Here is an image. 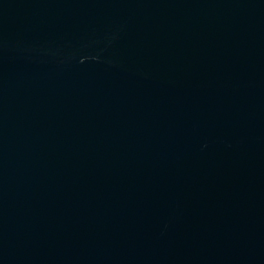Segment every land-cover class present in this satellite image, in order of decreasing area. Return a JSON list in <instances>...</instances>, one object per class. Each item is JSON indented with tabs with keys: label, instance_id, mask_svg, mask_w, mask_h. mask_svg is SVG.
Segmentation results:
<instances>
[{
	"label": "water",
	"instance_id": "water-1",
	"mask_svg": "<svg viewBox=\"0 0 264 264\" xmlns=\"http://www.w3.org/2000/svg\"><path fill=\"white\" fill-rule=\"evenodd\" d=\"M0 264H264V0H0Z\"/></svg>",
	"mask_w": 264,
	"mask_h": 264
}]
</instances>
